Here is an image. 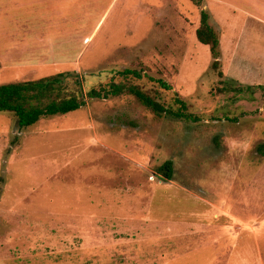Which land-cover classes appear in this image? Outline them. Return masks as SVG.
<instances>
[{"label": "rangeland", "instance_id": "obj_1", "mask_svg": "<svg viewBox=\"0 0 264 264\" xmlns=\"http://www.w3.org/2000/svg\"><path fill=\"white\" fill-rule=\"evenodd\" d=\"M89 5L69 64L0 83L64 74L62 97L87 104L24 130L0 114V264H264V0ZM202 11L219 35L226 92L196 37ZM112 84L170 111L179 98L196 121L128 93L87 97ZM168 161L170 181L160 173Z\"/></svg>", "mask_w": 264, "mask_h": 264}, {"label": "crops", "instance_id": "obj_2", "mask_svg": "<svg viewBox=\"0 0 264 264\" xmlns=\"http://www.w3.org/2000/svg\"><path fill=\"white\" fill-rule=\"evenodd\" d=\"M89 2L96 0H0V83L4 76L69 64L64 58L73 52L72 44L80 42L79 37L75 38V27L82 17H91ZM111 5L89 40L95 37ZM84 52L85 48L77 51L74 64L79 63Z\"/></svg>", "mask_w": 264, "mask_h": 264}, {"label": "trees", "instance_id": "obj_3", "mask_svg": "<svg viewBox=\"0 0 264 264\" xmlns=\"http://www.w3.org/2000/svg\"><path fill=\"white\" fill-rule=\"evenodd\" d=\"M200 2L194 0V3L200 5ZM211 16L206 11L201 13L200 27L196 31V37L204 46L210 48L213 58L212 70L216 72L220 78V83L223 88L220 92L228 91L225 76L221 66L220 39L217 32L210 25ZM123 77L134 76L141 79V74L135 71L126 70L121 73ZM62 78V79H60ZM66 82V76L61 74L56 78L44 79L37 82H27L18 85H5L0 87V114H13L20 129H28L37 125L42 119L56 117L58 115H68L77 112L86 107V101L80 100L77 97H62V86ZM159 85L166 91H171L172 88L163 81H158ZM247 91H253L252 87L245 88ZM258 89H264L259 86ZM231 90V89H230ZM243 92V89L238 91ZM128 93L136 97L145 107L151 109L156 114H167L178 119L186 121H196V119L188 114L186 104L177 99L176 103L180 106L177 112L170 111L153 101L145 93L135 87H126L123 85L112 84L108 90H92L87 94L91 100H108L110 97H119ZM262 149V148H261ZM160 173L167 180L173 179L174 166L171 161L166 162L161 168Z\"/></svg>", "mask_w": 264, "mask_h": 264}]
</instances>
